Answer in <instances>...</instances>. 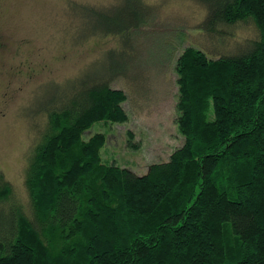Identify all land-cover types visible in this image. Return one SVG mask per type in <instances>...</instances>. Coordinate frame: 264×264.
I'll return each mask as SVG.
<instances>
[{
    "label": "trees",
    "instance_id": "obj_1",
    "mask_svg": "<svg viewBox=\"0 0 264 264\" xmlns=\"http://www.w3.org/2000/svg\"><path fill=\"white\" fill-rule=\"evenodd\" d=\"M196 1L193 28L216 56L190 43L177 57L181 144L141 174L104 161V133H82L125 120L126 94L115 72L78 78L40 109L26 203L0 171V264H264V0ZM130 4L121 19L91 6V34L120 40L110 56L135 57L130 31L150 8Z\"/></svg>",
    "mask_w": 264,
    "mask_h": 264
},
{
    "label": "rangeland",
    "instance_id": "obj_2",
    "mask_svg": "<svg viewBox=\"0 0 264 264\" xmlns=\"http://www.w3.org/2000/svg\"><path fill=\"white\" fill-rule=\"evenodd\" d=\"M131 2L0 0V171L12 184L14 199L26 203L29 152L45 122L40 109L60 93L72 92L84 75L115 72L119 76L110 85L126 94L125 120L95 121L82 133L83 138L104 133V161L141 174L181 144L175 65L187 44L208 49L193 28L205 9L196 0H144L150 12L130 31L135 57L121 50L110 56L120 40L111 33L91 34L101 32L92 7L109 6L104 14L121 19L127 7H134ZM252 33L251 23L245 24L237 37Z\"/></svg>",
    "mask_w": 264,
    "mask_h": 264
}]
</instances>
